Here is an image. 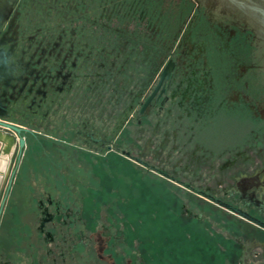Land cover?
<instances>
[{
    "label": "flooded vegetation",
    "instance_id": "af4514ba",
    "mask_svg": "<svg viewBox=\"0 0 264 264\" xmlns=\"http://www.w3.org/2000/svg\"><path fill=\"white\" fill-rule=\"evenodd\" d=\"M6 7L0 120L20 129L0 123L15 136L0 264H264V0ZM25 147L34 169L6 204ZM149 177L189 228L166 251L147 231ZM197 226L220 236L204 253Z\"/></svg>",
    "mask_w": 264,
    "mask_h": 264
},
{
    "label": "rangeland",
    "instance_id": "374dc122",
    "mask_svg": "<svg viewBox=\"0 0 264 264\" xmlns=\"http://www.w3.org/2000/svg\"><path fill=\"white\" fill-rule=\"evenodd\" d=\"M30 138L29 142L35 137ZM33 154L34 152L32 148L27 149L25 147L21 151L19 149L18 155L15 158V165L13 159L11 169L15 167L17 173L15 175L16 177L14 176L13 182L9 186V196L6 204H11L15 198V188L20 186V183L23 181V177L26 176V173L34 169L33 164L35 159L33 158ZM145 193L144 204L147 218V231L149 235H153L157 238V240L163 241L164 247L161 250H168L167 246H165L166 244L187 240L186 236L189 233V228L180 218L173 216L169 212L168 203H172V195L164 189L158 179L148 178ZM9 198H11V202L9 201ZM132 211L134 213V210ZM191 234L196 242V252L201 253L206 251L202 243L206 237H212V235L220 237L217 233L213 232L206 226H197L195 231L191 229ZM165 241H168V243H165ZM212 248L213 250H216L215 244H213Z\"/></svg>",
    "mask_w": 264,
    "mask_h": 264
},
{
    "label": "water",
    "instance_id": "95a60500",
    "mask_svg": "<svg viewBox=\"0 0 264 264\" xmlns=\"http://www.w3.org/2000/svg\"><path fill=\"white\" fill-rule=\"evenodd\" d=\"M8 0H0V18L4 15V12L7 10V7H6V3H7ZM169 68H166L164 70V73H166L168 71ZM157 87L155 88V90L153 91V93L151 94V96L149 97L148 100L151 99V97L154 95L155 91H156ZM0 123L2 124H5V125H8L10 127H13V128H17V129H20V127L18 126H15L14 124L12 123H9V122H5L3 120H0ZM0 139H2L4 141V149L5 150H10L12 148V146L15 144V136L10 133V132H6L2 129H0ZM24 138L22 137L21 138V144L24 143Z\"/></svg>",
    "mask_w": 264,
    "mask_h": 264
},
{
    "label": "bare ground",
    "instance_id": "6f19581e",
    "mask_svg": "<svg viewBox=\"0 0 264 264\" xmlns=\"http://www.w3.org/2000/svg\"><path fill=\"white\" fill-rule=\"evenodd\" d=\"M4 144V141L0 139V145L2 146ZM2 152L0 151V185L3 180L4 174L7 172L9 163H10V157L13 151V146L10 150H5L4 146Z\"/></svg>",
    "mask_w": 264,
    "mask_h": 264
},
{
    "label": "crops",
    "instance_id": "0c3cea01",
    "mask_svg": "<svg viewBox=\"0 0 264 264\" xmlns=\"http://www.w3.org/2000/svg\"><path fill=\"white\" fill-rule=\"evenodd\" d=\"M2 146L0 145V148H1Z\"/></svg>",
    "mask_w": 264,
    "mask_h": 264
}]
</instances>
